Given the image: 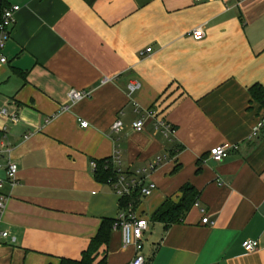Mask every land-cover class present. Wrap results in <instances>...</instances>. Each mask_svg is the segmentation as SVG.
<instances>
[{
  "label": "crops",
  "instance_id": "1",
  "mask_svg": "<svg viewBox=\"0 0 264 264\" xmlns=\"http://www.w3.org/2000/svg\"><path fill=\"white\" fill-rule=\"evenodd\" d=\"M5 1L20 9L0 64V111L18 120L0 114V137L18 184L0 188V264L78 260L103 220L112 227L92 264L132 260L117 226L122 198L94 178L101 159L156 184L134 210L149 223L147 264H264V128L250 137L264 121L250 95L264 88V0ZM72 89L89 95L72 103ZM222 143L233 148L216 162L209 150ZM186 184L198 205L169 226L152 221ZM245 240L258 249L246 252Z\"/></svg>",
  "mask_w": 264,
  "mask_h": 264
},
{
  "label": "built area",
  "instance_id": "2",
  "mask_svg": "<svg viewBox=\"0 0 264 264\" xmlns=\"http://www.w3.org/2000/svg\"><path fill=\"white\" fill-rule=\"evenodd\" d=\"M196 1H204V0H196ZM20 9V6L17 4L9 5L5 7L0 16V64L6 63L7 58L4 54V49L6 42L9 39L10 30L15 22V14ZM192 37L195 40H201L204 37V30L201 26L195 28L192 31ZM146 53L151 52V48H147L145 50ZM138 85L130 84L129 89L132 90L136 88ZM89 92L79 91L72 89L68 92V97L72 103H76L77 101L87 97ZM0 114L3 117H6L12 122H16L18 120V116L15 113H10L7 108H2ZM149 114H151L149 112ZM80 125L82 127H87L88 123L84 120L78 119ZM159 126H162L164 130L170 134L173 130L169 125L164 122H159ZM264 125V121H259L252 127V132L250 137H255L259 134L262 127ZM122 123L120 120H116L111 129L114 132H117L121 129ZM143 127V120L138 119L133 123V128L137 131L141 130ZM4 128L2 131L4 132ZM3 135V134H2ZM233 145L230 143H222L212 147L209 150V156L216 162H220L230 154ZM9 148L4 144L3 139L0 137V169L4 172V178L0 177V188L3 186L4 182H6L10 187H14L18 184V165L16 162L11 160L9 157L3 161L5 155H9ZM154 164L149 165V169L152 170L154 168ZM145 171V169L143 170ZM117 180L115 182H111L110 184L115 189L116 193L121 197H125L131 194V192L139 187L141 197L150 196L153 191L156 189V184L154 182H149L147 184H141L140 181L133 179L132 177L126 175L125 173L118 171ZM9 196L0 191V214L5 207V204L8 200ZM196 206L197 203H194ZM118 225L121 230V238L124 246H132L134 248V256L132 260L128 264H147L148 259L143 252V236L144 233L148 231L149 223L147 219L138 217L135 214V211L131 208L121 209L117 218ZM203 223H212L207 217L202 218ZM9 236L7 231H0V239H5ZM258 241L256 240H245L242 242V247L246 252H254L258 249Z\"/></svg>",
  "mask_w": 264,
  "mask_h": 264
},
{
  "label": "trees",
  "instance_id": "3",
  "mask_svg": "<svg viewBox=\"0 0 264 264\" xmlns=\"http://www.w3.org/2000/svg\"><path fill=\"white\" fill-rule=\"evenodd\" d=\"M7 7L6 1H1L0 16L2 10ZM251 97L259 104L260 109L264 110V88L260 85H253L250 88ZM264 128V125L263 127ZM94 169V178L102 183L115 182L117 180V170L109 159L97 160ZM198 191L190 184H186L181 188V197L177 202L167 199L158 209H156L152 215V221L162 222L165 226H169L179 221L190 207L197 201ZM140 191L139 187H136L130 195L125 196L120 201V208H131L135 210L137 203L139 202ZM112 227V222L103 220L96 236L91 240L88 248L83 251L82 256L78 260L62 259L60 264H92L93 254L98 248L108 241L109 232Z\"/></svg>",
  "mask_w": 264,
  "mask_h": 264
},
{
  "label": "water",
  "instance_id": "4",
  "mask_svg": "<svg viewBox=\"0 0 264 264\" xmlns=\"http://www.w3.org/2000/svg\"><path fill=\"white\" fill-rule=\"evenodd\" d=\"M1 1H2V0H0V8H1Z\"/></svg>",
  "mask_w": 264,
  "mask_h": 264
}]
</instances>
